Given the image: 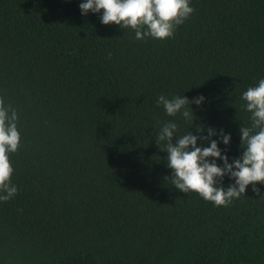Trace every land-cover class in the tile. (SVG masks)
I'll list each match as a JSON object with an SVG mask.
<instances>
[{
  "label": "trees",
  "instance_id": "16d2710c",
  "mask_svg": "<svg viewBox=\"0 0 264 264\" xmlns=\"http://www.w3.org/2000/svg\"><path fill=\"white\" fill-rule=\"evenodd\" d=\"M80 2L0 0V99L20 133L0 264H264V185L214 206L174 188L155 141L166 121L188 127L159 95H202L194 122L240 154L241 94L264 78V0H191L164 40L82 16Z\"/></svg>",
  "mask_w": 264,
  "mask_h": 264
},
{
  "label": "clouds",
  "instance_id": "9594fccd",
  "mask_svg": "<svg viewBox=\"0 0 264 264\" xmlns=\"http://www.w3.org/2000/svg\"><path fill=\"white\" fill-rule=\"evenodd\" d=\"M78 7L82 16L97 15L102 25L132 29L137 40L170 38L194 12L191 0H81ZM204 100L202 95L191 100L181 94L159 95L156 103L165 114L179 116L188 127L178 134V123L166 121L155 132V141L163 142L160 150L167 153L166 164L175 189L196 193L214 206H227L244 195L249 185L253 192L259 191L258 183L264 185V78L241 94L251 125L241 124L239 128L242 151L235 158L226 151L230 133L194 122L195 109L190 106L201 108ZM17 120V111L0 99V202L11 199L18 191L11 180L14 170L9 158L20 143ZM190 128L195 129V134ZM225 177L231 181L227 187Z\"/></svg>",
  "mask_w": 264,
  "mask_h": 264
}]
</instances>
